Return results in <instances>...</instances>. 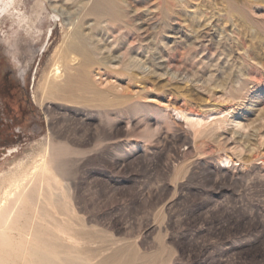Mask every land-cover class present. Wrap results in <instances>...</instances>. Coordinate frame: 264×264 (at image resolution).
Instances as JSON below:
<instances>
[{"label": "rangeland", "instance_id": "rangeland-1", "mask_svg": "<svg viewBox=\"0 0 264 264\" xmlns=\"http://www.w3.org/2000/svg\"><path fill=\"white\" fill-rule=\"evenodd\" d=\"M130 1L118 5L146 27L148 42L129 34L133 47L121 43L118 65L89 68L100 96L62 102L41 96L62 42L57 18L44 0H0V174L52 161L66 216L50 222L67 234L50 241L74 264H264V0H239L244 14L221 0ZM252 4L258 22L243 6ZM164 23L228 41L177 46L157 34ZM137 49L154 67L166 55L211 85L125 70ZM233 88L245 89L243 100L230 98ZM175 110L224 112L246 129L209 121L194 130Z\"/></svg>", "mask_w": 264, "mask_h": 264}, {"label": "bare ground", "instance_id": "bare-ground-1", "mask_svg": "<svg viewBox=\"0 0 264 264\" xmlns=\"http://www.w3.org/2000/svg\"><path fill=\"white\" fill-rule=\"evenodd\" d=\"M44 1V9L57 18L63 36L61 44L52 55L51 66L44 79L41 95L43 99L64 102L68 101L70 93H76L79 98H83L86 93L100 96L95 90L88 72L94 62L110 64L114 67L115 64L122 61L123 55L119 53L121 43L128 42L130 52L133 47V43L129 42V34L141 43H146L149 40L146 27L135 22L130 12L119 7L118 1L120 0H69L72 1L71 4L64 0ZM238 2L239 0H221V3L228 9L241 13L243 11H240L236 6ZM243 6L246 7L249 17L254 22H258V19L255 20L253 16H256L259 11L253 4ZM164 18H166L165 15ZM159 33L166 35L165 37L172 44L177 43L178 46L180 42L188 41L192 45H196L195 49L204 46L202 44H212L216 47L226 46L228 41V37L222 34L216 39L217 34L215 35L212 29H206L190 36L181 27H169L167 23L158 28L157 34ZM101 44L109 46L102 47ZM140 53L138 49L137 51L133 50L130 60L122 62L125 70L137 68L143 74L151 73L158 77L168 75L172 79H180V81L190 82L189 80H192L204 86L211 85L210 79H198L196 77L198 75L194 73L188 75L174 64L170 60L171 58H166V55H158L160 62L158 61L159 65L154 67L151 63L142 61ZM216 87L226 89L222 85H216ZM243 90L233 88L230 98L243 100ZM222 113L224 112L215 113V110H211L208 112V116H203L202 113L176 111V116L194 130L204 127L209 121L216 130L222 129L228 123L233 124V129L239 131L246 129L236 119L228 118L225 115L221 116ZM51 162L46 156H43L40 161L35 162L32 170L19 164L14 171H4L0 174V264H21L22 262L26 264H74L69 259L61 258L55 245L50 241L53 236L67 234L65 225L52 226L50 222V220L56 221L55 214L66 216L65 207L63 211H58L56 208L61 197L53 193V184H58V181L52 172ZM222 162L228 166L231 158L225 157Z\"/></svg>", "mask_w": 264, "mask_h": 264}]
</instances>
